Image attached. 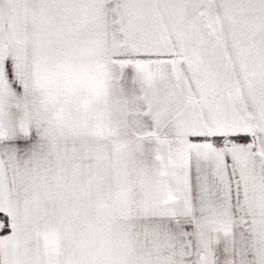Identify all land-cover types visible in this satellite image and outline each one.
Segmentation results:
<instances>
[{
	"label": "snow or ice",
	"instance_id": "snow-or-ice-1",
	"mask_svg": "<svg viewBox=\"0 0 264 264\" xmlns=\"http://www.w3.org/2000/svg\"><path fill=\"white\" fill-rule=\"evenodd\" d=\"M0 264H264V0H0Z\"/></svg>",
	"mask_w": 264,
	"mask_h": 264
}]
</instances>
